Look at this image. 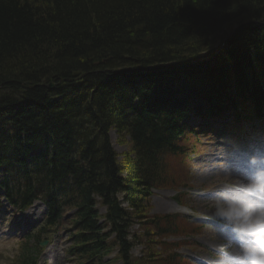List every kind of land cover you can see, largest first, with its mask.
Here are the masks:
<instances>
[{
  "label": "trees",
  "instance_id": "1",
  "mask_svg": "<svg viewBox=\"0 0 264 264\" xmlns=\"http://www.w3.org/2000/svg\"><path fill=\"white\" fill-rule=\"evenodd\" d=\"M210 41L224 44L229 70L205 69L191 78L161 73L168 64L215 57L205 54ZM235 61H244L245 71L234 68ZM132 68L159 69L142 79L128 74ZM211 73H223L251 106L263 100L264 0H0V126L7 134L0 159L13 154L7 152L18 146L19 132L30 128L63 144L42 179L24 176L25 194L18 198L29 204L34 186L68 177L72 192L65 206L75 210L76 230L70 253L99 264L115 234L123 264H131L134 223L152 232L144 233L151 243L174 224L147 215L148 196L151 188L173 182L168 164L183 152L179 140L186 134L172 117L180 118L177 111L191 103L180 100L221 94L223 84H204ZM60 80L65 84L44 87ZM110 130L128 137L130 154L122 160ZM59 216H49L45 228L55 229Z\"/></svg>",
  "mask_w": 264,
  "mask_h": 264
},
{
  "label": "rangeland",
  "instance_id": "2",
  "mask_svg": "<svg viewBox=\"0 0 264 264\" xmlns=\"http://www.w3.org/2000/svg\"><path fill=\"white\" fill-rule=\"evenodd\" d=\"M239 27V26H238ZM237 27L233 26V30ZM217 40V39H216ZM211 42V41H210ZM210 42L207 44L209 45ZM212 43V42H211ZM210 48H207L205 54H209L213 52L215 54L217 50L221 51L225 49V46L222 42L212 43ZM227 49V48H226ZM225 53V52H224ZM223 53V54H224ZM210 57V56H209ZM204 59H208V57L196 59V61H201ZM240 60H244L243 57L238 58ZM224 58L215 59L213 64L219 63L214 69H220L223 67ZM237 60V59H236ZM195 61V62H196ZM46 63V62H45ZM42 63V64H45ZM245 62L241 61L239 63L232 64L234 68H238L240 70L245 71ZM242 67V68H241ZM248 70V68H247ZM203 73L199 69V73ZM204 77V74H202ZM214 75H218V73L213 74L208 79H203L205 86L211 85L213 88H216L218 85V78L214 77ZM223 75V73H222ZM175 75L171 72L167 74L166 77H174ZM177 78V77H176ZM196 78V77H195ZM200 81V82H203ZM232 89V87H230ZM147 90V88H146ZM225 91V88L221 89L220 92ZM236 91L232 89L231 93L225 92L224 94H215L212 93L208 96H201L196 97L193 94L194 98H190L188 95L180 100L181 104L184 102L185 104L192 102L193 104L197 105L196 109H191V111H208L204 113H195V121L196 127L199 126L204 129H214L215 131L210 132H220L221 135L227 134L230 138L236 135V132L232 131L231 129L239 127L243 129L244 132H248L247 129L255 128L257 126L250 127L251 124H263L264 123V107L262 101L258 102L259 107L251 106L247 101L241 99L238 101L235 97ZM181 97V96H180ZM258 99V96H256ZM190 99V100H189ZM166 102V101H165ZM165 105L167 103H162L161 105ZM183 105V104H182ZM259 109V110H258ZM258 110V111H257ZM196 114L198 115V120H196ZM169 116V115H168ZM192 119V120H194ZM191 120V121H192ZM190 121V122H191ZM234 125V126H231ZM201 128H198L201 131ZM231 128V129H230ZM259 128V127H257ZM229 131H225V130ZM232 133V134H231ZM110 142L112 144L113 149L119 156L120 160L125 158L127 155L130 154V145L129 140L127 137L123 135H118L114 132V130H110L109 132ZM204 141L203 139H201ZM200 140V141H201ZM215 140L211 146H205L203 152L200 155H196L193 157L194 165L192 167V174L190 180L186 182H177V183H189L190 189H178V190H162V191H154V195L151 198V211L153 213L158 214H176L181 216V212H177L174 205L173 197L178 195L182 204L181 206L188 208L192 211L191 218L193 222L199 221L201 217H205L210 214L211 212V205H210V196L212 194V190H214L216 183L223 182L226 178L224 177H217L210 174V168L212 167L215 161L216 150L219 148L220 141L217 138L209 139L208 141ZM201 141V142H202ZM201 147V146H200ZM177 163V160L174 164ZM178 168V167H177ZM179 169V168H178ZM178 170L174 169V173H178ZM215 182V183H213ZM212 184V189L208 188V185ZM183 188V187H180ZM186 191V193L182 192ZM37 214H30L28 216L27 222L30 220L39 219L41 216L42 207L40 205H36ZM34 210V209H33ZM31 210V211H33ZM40 210V212H39ZM30 211V212H31ZM190 213V212H189ZM190 217V214L188 215ZM17 222V219L12 221L9 226H13ZM21 224V225H20ZM18 223L17 228H23V223ZM216 227V226H213ZM135 229V228H134ZM192 229V228H190ZM1 231V230H0ZM192 231V230H191ZM204 232L198 233L195 237L190 238V242L192 244L185 246L181 252L184 254L191 255L195 261L199 264H207L211 262L210 259L218 258L215 254V249L218 245L222 242H227L225 238L222 236H214L212 234V230L205 229ZM66 234V233H65ZM3 235V234H0ZM60 240L50 245L44 246L46 248L44 250L45 254L48 252L47 258H42L43 264H75L71 257L65 255V249L69 247L70 243L69 240H66L64 233L61 231L58 233ZM56 237V236H55ZM64 240V242H63ZM0 264H8L9 258L15 255L18 243H9L5 242L0 239ZM191 248V249H190ZM155 252L154 249L147 251H141L140 248H135L133 254L135 256L143 254L144 257H149ZM149 253V254H147ZM71 259V260H70ZM157 262V261H156ZM155 262V263H156ZM148 264H153L152 262H147ZM154 263V264H155Z\"/></svg>",
  "mask_w": 264,
  "mask_h": 264
},
{
  "label": "clouds",
  "instance_id": "3",
  "mask_svg": "<svg viewBox=\"0 0 264 264\" xmlns=\"http://www.w3.org/2000/svg\"><path fill=\"white\" fill-rule=\"evenodd\" d=\"M216 159L210 174L226 179L212 190L211 212L204 219L210 222L214 236L226 232L231 239L215 249V264H264V152L249 156L240 174L222 162L224 156Z\"/></svg>",
  "mask_w": 264,
  "mask_h": 264
},
{
  "label": "bare ground",
  "instance_id": "4",
  "mask_svg": "<svg viewBox=\"0 0 264 264\" xmlns=\"http://www.w3.org/2000/svg\"><path fill=\"white\" fill-rule=\"evenodd\" d=\"M186 63H188V62H186ZM186 63L184 62L185 65H187ZM196 63H197V61H196ZM217 65H218V63L211 64V66H213V67H216ZM213 74L214 73H211L210 77ZM214 77H217L219 79L218 80V84H220V85L223 84V87L225 88V92H228V93H231L232 92V89L229 87L228 81H227V79H225V77H223L222 75H219V74L218 75H214ZM75 95L78 97L79 96V93L78 92H75ZM64 96H65L66 99H68L67 94L65 92H64ZM208 97H210V96H208ZM156 111H157V109H156ZM164 114H166V113H164Z\"/></svg>",
  "mask_w": 264,
  "mask_h": 264
},
{
  "label": "water",
  "instance_id": "5",
  "mask_svg": "<svg viewBox=\"0 0 264 264\" xmlns=\"http://www.w3.org/2000/svg\"><path fill=\"white\" fill-rule=\"evenodd\" d=\"M49 88H52V85H50V87Z\"/></svg>",
  "mask_w": 264,
  "mask_h": 264
}]
</instances>
